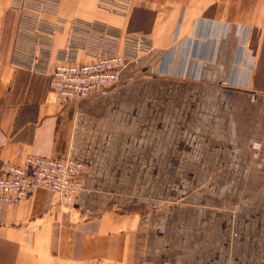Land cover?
Masks as SVG:
<instances>
[{
  "label": "crops",
  "instance_id": "1",
  "mask_svg": "<svg viewBox=\"0 0 264 264\" xmlns=\"http://www.w3.org/2000/svg\"><path fill=\"white\" fill-rule=\"evenodd\" d=\"M99 1L43 0L38 30L26 0H0V165H86L69 209L43 189L0 205V264H264V0ZM98 23L154 48L60 104L50 74L75 33L80 62L122 53Z\"/></svg>",
  "mask_w": 264,
  "mask_h": 264
},
{
  "label": "built area",
  "instance_id": "2",
  "mask_svg": "<svg viewBox=\"0 0 264 264\" xmlns=\"http://www.w3.org/2000/svg\"><path fill=\"white\" fill-rule=\"evenodd\" d=\"M22 1L14 0V8L21 9ZM26 2L36 10L35 28L47 30L40 17L45 9L41 6L43 0H26ZM99 2L100 8L110 13L121 16H126L128 13L126 0ZM98 24L87 34L93 39L98 35L103 43H109L111 46H114L115 42L110 43V41L121 39L122 53L112 49L109 54L97 53L91 62H80L78 55L79 49L82 48L78 46L81 44L78 37L81 36L75 33L72 43L61 49L59 62L50 74V88L60 104L80 100L116 86L120 81V68L126 62L135 61L140 55L153 50L154 41L149 34L142 32L121 34L108 25ZM58 30L49 32L54 34ZM85 169V163L72 157L47 158L32 155L26 157L22 164L4 162L0 165V205L17 206L37 190L43 189L57 194L61 205L69 209L83 190L80 178Z\"/></svg>",
  "mask_w": 264,
  "mask_h": 264
},
{
  "label": "rangeland",
  "instance_id": "3",
  "mask_svg": "<svg viewBox=\"0 0 264 264\" xmlns=\"http://www.w3.org/2000/svg\"><path fill=\"white\" fill-rule=\"evenodd\" d=\"M126 3L128 4V12L131 10V8L133 7L134 4H138L139 1H135V0H126ZM141 3V2H140ZM153 20V17L151 15H149L148 13H140L138 14L137 16H135V21L137 22V24H139L138 26L141 27H147L148 25H150V23L152 22ZM148 28V27H147ZM146 28V29H147ZM127 31H130V32H133V31H143V30H135V29H132V30H127ZM148 30H146V34ZM134 33V32H133ZM137 33V32H135ZM144 33V32H143ZM153 48H154V43L152 44ZM259 83H260V80L257 81V86H259ZM261 83H263L261 81ZM260 83V84H261Z\"/></svg>",
  "mask_w": 264,
  "mask_h": 264
}]
</instances>
